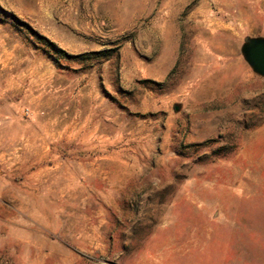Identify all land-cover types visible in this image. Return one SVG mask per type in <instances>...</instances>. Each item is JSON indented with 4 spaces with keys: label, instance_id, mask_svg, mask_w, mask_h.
<instances>
[{
    "label": "rangeland",
    "instance_id": "1",
    "mask_svg": "<svg viewBox=\"0 0 264 264\" xmlns=\"http://www.w3.org/2000/svg\"><path fill=\"white\" fill-rule=\"evenodd\" d=\"M256 37L264 0H0V264H264Z\"/></svg>",
    "mask_w": 264,
    "mask_h": 264
},
{
    "label": "water",
    "instance_id": "2",
    "mask_svg": "<svg viewBox=\"0 0 264 264\" xmlns=\"http://www.w3.org/2000/svg\"><path fill=\"white\" fill-rule=\"evenodd\" d=\"M241 52L252 71L264 76V37L247 39L241 47Z\"/></svg>",
    "mask_w": 264,
    "mask_h": 264
},
{
    "label": "bare ground",
    "instance_id": "3",
    "mask_svg": "<svg viewBox=\"0 0 264 264\" xmlns=\"http://www.w3.org/2000/svg\"><path fill=\"white\" fill-rule=\"evenodd\" d=\"M255 195V194H254Z\"/></svg>",
    "mask_w": 264,
    "mask_h": 264
}]
</instances>
